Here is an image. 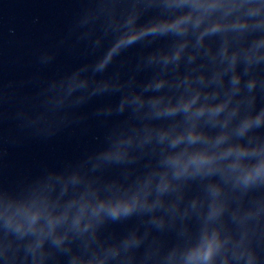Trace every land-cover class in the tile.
Instances as JSON below:
<instances>
[{"label":"clouds","instance_id":"1","mask_svg":"<svg viewBox=\"0 0 264 264\" xmlns=\"http://www.w3.org/2000/svg\"><path fill=\"white\" fill-rule=\"evenodd\" d=\"M94 4L80 24L93 25L91 34L103 18L112 57L51 82L49 126L66 118L60 109L78 90L82 102L127 85L115 110L131 107L134 119L87 158L109 167L146 162L119 176L78 168L0 187V264H260L251 239L264 206V0ZM149 9L156 14L142 23ZM142 44L140 64L153 71L139 88L135 76L94 79ZM133 217L138 224L125 234H105Z\"/></svg>","mask_w":264,"mask_h":264}]
</instances>
